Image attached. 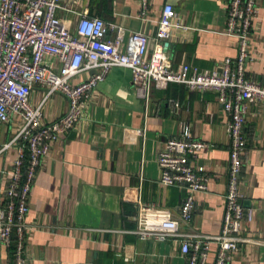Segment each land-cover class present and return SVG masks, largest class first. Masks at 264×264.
Returning a JSON list of instances; mask_svg holds the SVG:
<instances>
[{
	"label": "crops",
	"instance_id": "obj_1",
	"mask_svg": "<svg viewBox=\"0 0 264 264\" xmlns=\"http://www.w3.org/2000/svg\"><path fill=\"white\" fill-rule=\"evenodd\" d=\"M63 0L57 16L75 27L84 12L125 29V44L131 31L153 36L166 3L174 5L187 29H176L169 41L168 56L175 70L186 63L213 69L227 57L238 54L237 39L224 33L228 0ZM253 21L247 76L264 85V0H257ZM124 44V46H125ZM91 71L73 79H87ZM48 86L35 85L34 105L43 103L44 120L64 115L69 101L61 91L47 96ZM148 104L133 86L131 69L115 66L87 100L81 120L58 142L36 172L28 197L25 255L30 264H187L181 243L175 238L142 240L135 233L132 216L140 201L169 209L180 220V232L216 235L221 232L224 195L230 162L228 113L216 91L190 90L171 83L165 89L152 87ZM171 100L181 104L175 109ZM181 122L189 123L194 139L207 143L192 159L209 176L208 189L195 194L191 223L180 219L185 190L160 184L158 151L164 141L178 135ZM22 119L15 116L0 125V168L10 171L16 148L11 141ZM247 152L240 191L254 219L244 227L247 240L233 253L229 264H264V98L250 104L245 122ZM9 175L2 178L8 184ZM213 243L206 264H214ZM130 257V262L125 258ZM0 264H12L8 248L0 245Z\"/></svg>",
	"mask_w": 264,
	"mask_h": 264
},
{
	"label": "built area",
	"instance_id": "obj_2",
	"mask_svg": "<svg viewBox=\"0 0 264 264\" xmlns=\"http://www.w3.org/2000/svg\"><path fill=\"white\" fill-rule=\"evenodd\" d=\"M63 0H0V125L20 116L22 125L3 150L15 146L16 158L10 171L0 168V245L13 246L14 264H30L25 255V238L30 227L26 216L28 197L36 172L54 143L81 120L87 100L111 68L131 69L136 95L148 104L152 87L165 89L171 83L194 91H216L229 115L230 162L224 215L219 234L180 232V220L169 209L137 203L132 216L140 239L181 243L187 264H206L211 245H217L214 264H229L240 244L247 240L244 227L254 219V208L244 205L240 191L241 173L247 152L246 115L251 103L264 98V85L247 76L253 21L257 0H228L224 33L237 39L238 54L227 57L213 69L184 63L175 70L166 43L177 39L176 29L187 27L178 19L173 4L166 3L156 33L151 36L131 31L125 44V29L88 12L73 28L57 16ZM145 14L147 1L142 0ZM125 44V46H124ZM91 71L87 79L73 82ZM35 85L48 86L47 96L61 91L69 101L67 112L54 121L44 120L43 103L34 105ZM175 109L181 104L171 100ZM207 143L194 139L189 123L181 122L178 135L164 141L158 151L160 184L185 190L180 219L191 223L196 209L195 194L208 189L209 176L203 165L194 164ZM9 175L6 187L4 174ZM130 262V257L125 258Z\"/></svg>",
	"mask_w": 264,
	"mask_h": 264
},
{
	"label": "trees",
	"instance_id": "obj_3",
	"mask_svg": "<svg viewBox=\"0 0 264 264\" xmlns=\"http://www.w3.org/2000/svg\"><path fill=\"white\" fill-rule=\"evenodd\" d=\"M8 248V251H9V254H10V259H11V261H12V264H14V256H13V246H10V247H7Z\"/></svg>",
	"mask_w": 264,
	"mask_h": 264
},
{
	"label": "water",
	"instance_id": "obj_4",
	"mask_svg": "<svg viewBox=\"0 0 264 264\" xmlns=\"http://www.w3.org/2000/svg\"><path fill=\"white\" fill-rule=\"evenodd\" d=\"M170 45L169 42L166 43V46Z\"/></svg>",
	"mask_w": 264,
	"mask_h": 264
}]
</instances>
